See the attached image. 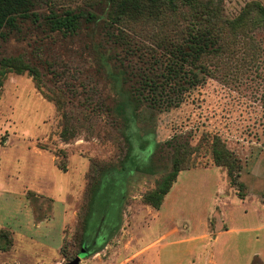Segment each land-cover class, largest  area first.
Returning <instances> with one entry per match:
<instances>
[{"label": "rangeland", "instance_id": "obj_1", "mask_svg": "<svg viewBox=\"0 0 264 264\" xmlns=\"http://www.w3.org/2000/svg\"><path fill=\"white\" fill-rule=\"evenodd\" d=\"M97 1L47 0L65 9ZM201 2H221L227 19L238 17L251 2L264 6V0ZM156 33L176 39L170 31ZM221 46L217 55L200 60L207 76L180 107L141 123L144 130L155 131L158 142L177 135L188 138L195 148L190 168L179 173L160 209L145 197L161 174L128 177L117 223L96 230L91 253L99 252L80 264H207L210 253L218 264H264V30L252 26L245 36L226 31ZM81 73L76 65L63 79L48 72L54 84L38 83L28 73H8L3 81L0 233L8 237L0 238V264H66L75 259L82 249L91 164H111L126 155L127 146L108 118L92 117L91 109L83 110L85 118L81 114V81L91 78ZM93 85L91 81L86 89ZM54 93L61 98V109ZM63 114L76 129L68 141L61 137ZM216 137L236 159V185L228 168L214 162ZM140 153L145 164L147 153ZM218 232L222 235L215 243ZM156 243L166 246L162 262L150 260ZM207 243L211 246L206 248Z\"/></svg>", "mask_w": 264, "mask_h": 264}, {"label": "trees", "instance_id": "obj_2", "mask_svg": "<svg viewBox=\"0 0 264 264\" xmlns=\"http://www.w3.org/2000/svg\"><path fill=\"white\" fill-rule=\"evenodd\" d=\"M220 4L98 0L89 6L65 9L50 6L47 0H0V89L8 73H28L38 83L45 80L54 84L57 81L48 78V72L59 80L80 66L82 77H91L81 81V114L86 117L84 109H91L92 117L103 114L127 146L121 161L91 164L88 210L78 256L83 249L85 257L99 252L100 248L91 253L98 239L96 230L105 223H117L128 177L136 172L161 174L155 189L145 197L147 204L160 209L179 173L190 168L195 148L188 138L177 135L158 142L155 131L144 130L141 123H151L157 114L180 107L199 87L207 76L199 62L221 51L222 34L231 31L245 36L252 26L264 30V6L259 2L247 4L235 19L225 18ZM167 31L176 39L156 33ZM55 55L65 56L66 62ZM91 81L95 87L87 90ZM54 94L59 100H53L61 109V98ZM72 120L63 114L61 137L66 141L75 137L76 129L69 126ZM140 152L147 153L145 164ZM212 155L217 166L228 168L231 183L236 185V159L218 137ZM59 169L66 172L67 166L61 164ZM111 172L120 173L105 178ZM1 236L8 237L6 232Z\"/></svg>", "mask_w": 264, "mask_h": 264}, {"label": "crops", "instance_id": "obj_3", "mask_svg": "<svg viewBox=\"0 0 264 264\" xmlns=\"http://www.w3.org/2000/svg\"><path fill=\"white\" fill-rule=\"evenodd\" d=\"M226 231H228V230H226ZM221 235H222L221 232H218V233H217L216 237H214V239H215V243L219 241V237H220ZM213 243H214V241H213ZM209 246H211V244H209V243L205 244V247H206V248L209 247ZM154 249H157V253H156V255L153 256L150 260H154V261H155V260H156V261L158 260L159 262H162V257H163L162 254H163V252L165 251L166 246H161L160 243H159V244L156 243ZM151 251H152V250H151ZM149 252H150V251H149ZM149 252H146L142 257H144V256H145L146 254H148ZM255 256H257V255H255ZM97 257H98V256H97ZM214 258H215L214 253H210L209 256H208V259H207V264H218V263L214 260ZM149 264H151V262H150Z\"/></svg>", "mask_w": 264, "mask_h": 264}, {"label": "water", "instance_id": "obj_4", "mask_svg": "<svg viewBox=\"0 0 264 264\" xmlns=\"http://www.w3.org/2000/svg\"><path fill=\"white\" fill-rule=\"evenodd\" d=\"M86 255H87V253H86L85 249H83L82 253L77 258H75L73 261L68 262L66 264H80L81 259L84 258Z\"/></svg>", "mask_w": 264, "mask_h": 264}]
</instances>
